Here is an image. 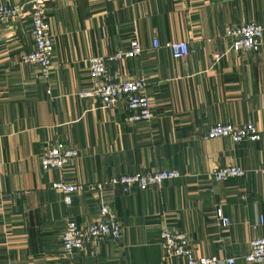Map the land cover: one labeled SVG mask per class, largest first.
Wrapping results in <instances>:
<instances>
[{"label":"crops","instance_id":"crops-1","mask_svg":"<svg viewBox=\"0 0 264 264\" xmlns=\"http://www.w3.org/2000/svg\"><path fill=\"white\" fill-rule=\"evenodd\" d=\"M27 1L0 0L23 6L0 21V264H186L165 254V227L185 233L196 258L264 264L245 260L250 242L264 237V33L255 52L233 49L227 36L244 23L264 27V0H48L55 46L48 79L21 59L33 48ZM133 39L143 53L108 69L122 81L144 79L149 121H129L124 102L108 110L79 96L91 87L88 59L127 51ZM155 39L187 42L190 54L176 58ZM217 123H253L261 139L206 138ZM53 143L78 156L44 169L42 152ZM228 165L246 174L217 181L214 169ZM163 170L181 176L144 190H78L69 204L52 187ZM105 205L122 222V237L66 253V221L105 219Z\"/></svg>","mask_w":264,"mask_h":264},{"label":"built area","instance_id":"built-area-1","mask_svg":"<svg viewBox=\"0 0 264 264\" xmlns=\"http://www.w3.org/2000/svg\"><path fill=\"white\" fill-rule=\"evenodd\" d=\"M48 0H28L30 6L33 48L24 52L21 59L25 63L35 64L39 68L42 78L48 79L52 71V59L55 46L48 22ZM21 7L0 5V21L8 17H15ZM264 27L256 22L244 23L232 27L227 31L233 49L241 52L258 51L262 45ZM127 51H117L107 56H94L88 59V68L91 87L79 93L81 98L97 99L100 105L108 110H114L120 102H124L131 111L128 120L132 122L149 121L154 118L150 99L146 93L144 79H127L122 81L116 73L108 69L109 62H116L124 58H132L143 53V47L133 39ZM154 47L170 49L176 58H185L190 54L187 42H165L160 44L154 40ZM221 55H217L220 58ZM229 138L234 143L256 142L261 134L253 123L233 125L230 123H217L211 127L206 138ZM78 156V151L65 147L62 143H53L45 147L41 164L46 170L62 168ZM264 171V168L262 169ZM245 169L237 165H228L214 169L213 175L217 181H226L231 178L242 177ZM176 170H163L156 172H137L113 176L107 180L88 185L67 184L64 181H55L52 187L64 194L66 203H71L72 194L78 190L102 191L109 186H119L123 192L133 188L141 190L154 185H160L168 179L180 177ZM100 213L105 219H94L86 224H78L74 219L66 221L61 234V243L66 253L80 251L89 244H95L103 239L119 240L122 237V222L117 218L109 206H102ZM217 218L223 226L230 224L229 218L221 209L217 211ZM161 245L169 257L183 258L186 264H217V256L196 258L193 254L192 243L189 237L179 231H172L165 227L161 232ZM249 263H264V237L256 238L250 242V251L245 256ZM228 264H234V258L227 259Z\"/></svg>","mask_w":264,"mask_h":264}]
</instances>
